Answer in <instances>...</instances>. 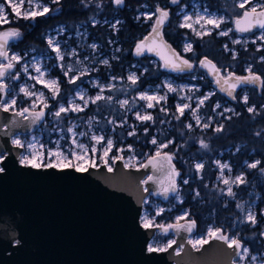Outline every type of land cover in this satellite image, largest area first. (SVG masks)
Listing matches in <instances>:
<instances>
[{"label": "rangeland", "instance_id": "obj_1", "mask_svg": "<svg viewBox=\"0 0 264 264\" xmlns=\"http://www.w3.org/2000/svg\"><path fill=\"white\" fill-rule=\"evenodd\" d=\"M114 1V0H113ZM5 0H0V3H4ZM19 3V0H16ZM37 0H32L33 7H35ZM255 2V0H254ZM39 3H42L48 6L50 9L52 5H56L52 3V0H39ZM239 3V0L238 2ZM210 2L208 3L206 0H183L182 3L178 6L175 12V18L178 22V25L183 23L184 16L192 15L195 18L197 13L205 14V10L209 14V18H222L224 23L220 25L219 28H214L212 25H206L205 29H201L199 24L195 25V28L198 31L207 30L210 32L209 35H197L192 30L185 28L186 30L190 31L191 34L197 38L198 40H203L206 37H210L211 35L216 37L217 39H223L224 43L222 44L223 53L218 56L220 65L222 69L225 70L226 75L228 76L229 73L237 75L235 69L238 68L239 70L248 71L249 68L254 71V65L246 64L244 67L236 66L234 61L240 60L241 57L240 52H243L245 57H248V60H257L258 63H264V53L259 55V51L264 50V41L259 40L257 37L259 33L254 36H236L233 32V25L234 19L238 17L239 9L238 4H224L220 7L221 10L225 11L226 14L219 12L218 9H212L210 7ZM160 5L155 4V6L151 7L149 5H144L142 11L138 15V19L142 21H146L150 24L149 29L155 24V20L157 17L156 8ZM29 7L28 0H24L23 5L21 6V12L23 13ZM8 14V21L9 23H14V21L18 19H22L17 17L15 13L12 12L11 7L6 9ZM238 13V14H237ZM151 15L152 19H148V16ZM25 20V19H23ZM92 26H100L99 29L90 30L89 26L86 24H80L77 26L74 31H71L67 28L66 25L60 24L56 28L48 31V35L46 37V45L47 49L45 51H36L34 49L27 50V51H15L11 50V54H19L23 57L22 64L28 65V73H25L22 68V64H15L14 70L12 72V76H15L17 73L19 74V79H14L7 77L6 83L9 86V96L8 102L12 99L16 100V105L12 108V111H19L23 108H29L34 110H42V105H40L39 101L36 100V97L33 96L32 99H29L24 95V93L20 90L21 87H27L30 91L34 93L43 92L46 97H49L48 104L50 107L48 109H43L47 111V117L42 127L38 130V132L31 134V136H17L16 138L21 139L22 142H29L33 141L35 138V142L37 143V147L39 148L40 145H43L42 151L45 152L47 149H55L56 142L59 141L60 147L62 149H67L71 145V137L72 133H69L67 129L71 127L73 124L76 125L74 131L79 133H86V135H77V139L80 143L89 146V149L92 146H96L100 151H98L95 156L97 163H101L100 157L102 155V149L106 144L108 139H111L114 143V147L110 153L111 156L116 155H123L125 159L130 156H135V160L131 161L134 167H139V164H142L148 155L146 154L143 158L138 157V148L133 145H126L125 141L129 136H136L139 135H146L148 133V129L144 128L145 125H152L156 122V116L153 114V110L157 109L159 114L162 113L163 115H167L171 109L174 110V113L177 114V118L186 117L190 121L191 127L194 126L199 130L208 129L213 127V130L216 131L217 128H221L223 126L222 121L225 119H231L236 116L238 113L235 111V107H233L227 100H221L220 94L214 86L212 88H205L206 83L209 82L206 80L208 75L204 71V75L201 74L199 76L197 74V69H194L192 73H174L173 75L165 76L161 79L159 84L157 85H148L142 90H137V85H132L131 81L127 78L131 74H135L139 79L141 78L140 73L137 72L138 68H141L138 64L133 65L130 69H127L126 75L124 78H119L116 75H113L108 72L107 67L111 64V60L115 56V51L117 47L115 46V42H111L110 40L105 39V30L107 29H117L119 24L121 23L120 20L117 18L113 19H92ZM9 23L0 24V31L11 30L14 28L6 27ZM204 21H201V24H204ZM228 29H232V31L227 36H221L219 33L221 31H227ZM98 31V33H97ZM52 38L56 43L59 44L61 48V52L64 53V60L61 62L57 59L56 53L52 51V49L48 46L47 40ZM104 39L108 42V45L104 44ZM234 40H240L241 43L236 44L233 43ZM17 41V40H16ZM255 41V42H253ZM186 43H190L192 45V51H185L184 46ZM194 43L189 41L182 42V51L186 54L194 53ZM92 45H96L95 48ZM253 45V46H251ZM227 46V48L225 47ZM202 49V48H201ZM74 51L75 54H72ZM230 55V59L233 63H229L226 61L224 55ZM35 58V60L33 59ZM255 58V59H254ZM107 60L108 65H105L103 61ZM159 61L153 60L154 64H158ZM39 64V66L47 72V76L45 79H58L59 86H60V94L55 99H51L52 93L49 89L43 87L42 84L37 83L35 80L30 79V76L38 75L34 70V64ZM194 63V62H193ZM248 63V62H247ZM61 64L64 65V69L66 70L69 65L72 66V72L68 74V76L64 75V70L61 69ZM195 64V63H194ZM225 67V68H224ZM142 71H145V67L141 68ZM81 73H86L81 75ZM102 73L106 74V78L103 76ZM72 76H80L79 79L76 80L75 84L68 83V80ZM115 77L116 79H112ZM180 78V79H179ZM138 79V81H139ZM64 81L65 86L68 89H72L74 87L73 93L67 97L66 101L60 102L62 99L61 97L64 95V92H67L66 87H62ZM166 84H171L173 88H177V92H168V88ZM98 85V86H97ZM34 86V87H33ZM111 86V87H110ZM101 88H103L102 95L104 97H112V101L114 102L115 106H119L120 109L125 112L126 119L123 122L117 121L114 123H109L108 121H101L97 118H89L85 120V122H81L80 118H76L74 116L80 115L84 113L86 109L89 108L91 105H95L101 101H97L96 103H92L91 100L88 98H94L97 94H101ZM77 92H81L85 95V99L88 100L87 106L84 107V111L81 112H71L62 113L61 118L57 120V118L52 115L56 110H58L60 105H64L65 107H71L70 101L78 104L80 106H84L85 101L79 99ZM147 93L149 95H156V96H167L166 101L156 102L153 101L152 103L155 105L153 108H147V102L144 100L139 99V94ZM211 94V95H209ZM248 96V90L245 89L241 92L240 103L248 110L249 107L253 108L252 106H247V103L244 102L243 96ZM207 96L208 99L204 100V103L201 105L199 101L204 99ZM127 99L129 104L127 106L121 107L120 101ZM35 102L38 106L36 108H32V104ZM6 103V104H7ZM188 104L189 107L184 110V113H181L177 109V105H184ZM211 104V105H210ZM216 104H219L220 107L217 108ZM165 109L161 111V109ZM226 109H231L232 111H225ZM195 111V116L193 112ZM139 112L141 115L150 114L153 117L151 121H141L137 120L136 115ZM254 112V111H253ZM73 116L74 118L72 119ZM196 117H199V122L197 121ZM67 119L66 121L63 119ZM64 120V121H63ZM61 121V122H58ZM91 121V123H89ZM162 123V122H161ZM208 123L210 126L208 128L204 127V124ZM65 125V126H64ZM108 126L109 130L106 131V126ZM47 127V128H46ZM145 130H147L145 132ZM49 131V135L47 136V132ZM135 132V135H129V132ZM220 132V131H219ZM95 134L97 136H104L105 143L104 144H96L95 141H92L90 138ZM126 135V138H123V135ZM49 137V142H46V139ZM155 138L157 140V145H153L151 140ZM264 140V139H263ZM143 142L142 137L137 139V142ZM159 137L155 135L150 136V141L147 143L151 146H155V151L157 150L165 151L169 148L158 149ZM255 143L258 145L260 144L258 140H254ZM145 142H143L144 144ZM163 143H167L166 141ZM131 146L132 151H129L128 148ZM242 144L238 145L237 148L234 150L221 151L217 155L218 157H213L211 160L212 170L216 172V179L214 180V188L218 189L219 196H221L223 201L225 202L223 208H229L231 202H234V207L230 212V214H238L233 217V223L230 230H226L225 232H231L232 237H238L239 240L243 241V237L241 235L246 233L248 240L250 243L254 245L257 249H262L260 252H252L251 251V244L245 246L248 249L247 253H243V259L240 258L238 264H264V167H262L260 159L255 157L259 150H251L248 152L249 156L253 155L251 159H249L246 163H240L238 168H236V163L232 160H223L222 157L224 154H229L232 156H237L238 153L241 152ZM241 147V148H240ZM260 147V146H259ZM119 148L125 149L123 153L118 152ZM264 149V148H263ZM23 155H28L29 153L23 152ZM91 155V153H90ZM259 161L260 163L257 165V168H249L247 165L251 163H255ZM111 163V160H110ZM202 163L205 166V161L203 159L195 161L193 164L194 169H196V164ZM227 164L229 165L231 171L228 168L223 170V175H221L220 165ZM205 167L200 170L196 171L199 174V178H201L202 172ZM238 175H243L245 178L244 183H230L229 185H225L223 183L224 179H229L230 182L235 180V177ZM187 180V179H185ZM185 184V183H184ZM231 187L233 192L236 194L235 198L227 195L228 188ZM223 190V191H221ZM182 194L179 193L168 203H163L154 197H149L146 200L148 201L145 203V207L143 210V216L147 214L150 218L154 219L155 223L168 225L167 221L159 220V216L163 215L165 212H170L175 209L177 204L183 202ZM237 204L243 205V210L237 207ZM158 209H163L162 214L156 215ZM251 211L256 217V224L252 225L250 222L247 221V214ZM185 214H187L185 216ZM142 216V217H143ZM185 216V219H192L190 215V211L186 209H181L179 212L174 216L172 219V223L177 222V218ZM179 221V222H180ZM263 221V222H262ZM262 222V232L260 234V240L256 241L255 236L252 233V228L257 227ZM218 228L215 221L211 222L206 230L205 233H199L194 235L192 238H198L206 234L208 228ZM221 228V227H219ZM157 242L161 245L167 242L168 239H174L172 233L167 235H156L155 236ZM153 241V240H152ZM151 241V242H152ZM255 256L257 259L252 260V257Z\"/></svg>", "mask_w": 264, "mask_h": 264}, {"label": "water", "instance_id": "obj_2", "mask_svg": "<svg viewBox=\"0 0 264 264\" xmlns=\"http://www.w3.org/2000/svg\"><path fill=\"white\" fill-rule=\"evenodd\" d=\"M179 4L181 0L178 4L171 3L175 7ZM114 5L123 8L125 0L123 5L117 6L115 2ZM146 53L160 58L155 52ZM204 60L216 66L213 60L207 57L202 58ZM202 69L214 81L216 91L227 94L221 90V85L227 87L223 80L218 85L216 75L208 68ZM6 80L7 77L0 82L7 84ZM245 86L238 87L233 96ZM8 96L9 93L7 96L0 93V103L6 104ZM38 111L41 110L30 109L25 118L13 115L16 111L4 112L0 108V156L7 155L5 164L0 165L6 169L0 173V264H233L234 261L238 264L241 256L236 255L234 248L211 240L196 251L187 243L189 234L185 231L178 235L169 232L176 244L168 251L151 254L146 251L159 230L141 227L144 201L154 197L164 203L175 198L180 191L179 176L175 178L178 191L165 198L154 194L168 183L163 170L154 173L151 167L125 169L121 160L116 161L113 173H108L104 167L77 173L23 166L19 157L24 151L13 146L11 140L38 132L47 117L45 111L44 119L33 124L31 113ZM164 153L173 155L172 165L178 172L174 154L168 150L162 151ZM148 176L159 183L149 181L142 185L141 181ZM192 220L179 223L187 224ZM195 222L191 238L198 234V222ZM225 234L231 236L229 231ZM240 242L245 248V242ZM181 245L183 250L176 255Z\"/></svg>", "mask_w": 264, "mask_h": 264}, {"label": "trees", "instance_id": "obj_3", "mask_svg": "<svg viewBox=\"0 0 264 264\" xmlns=\"http://www.w3.org/2000/svg\"><path fill=\"white\" fill-rule=\"evenodd\" d=\"M206 1L210 2L209 5L212 9H220L222 7L219 3L222 0ZM168 2L169 0H125L123 8H117L113 0H61L60 4L52 5L48 14L37 17L35 21L18 19L14 23L6 25V27L18 28L23 33L19 40L11 42V50L20 52L31 49L45 51L47 49L45 40L48 31L60 24L66 25L71 31H74L80 24H86L90 30L95 32L100 26H92L93 18L110 20L117 18L121 21L118 28L116 30H105V39L111 42L114 41L117 47L115 56L107 67L108 72L119 78H124L127 69H130L133 65L138 64L141 68L145 67V71H142L141 68L137 69V72L141 75L137 82V90H142L148 85L159 84L163 77L170 75V72L165 71L161 63L154 64L153 60L157 58L148 53L141 56L135 55V47L151 32V29H149L150 24L138 19V15L144 5L153 7L159 3L163 6L168 4ZM217 4L220 5L216 6ZM222 5L224 4L222 3ZM175 12L176 10L173 11L172 19L166 29L165 38L178 53L181 51L182 42L191 40L194 43L193 55L195 56H192L190 60L195 63L194 69H197V74L199 76L201 74L204 75L200 62L204 57L219 62L218 56L223 52H220L223 44L222 39L219 40L211 35L203 40H198L190 31L179 27ZM105 39L103 42L108 45ZM239 56L241 57L240 60H233L237 67L244 64V62H249L253 65L257 63L255 58V60H248V57H245L243 52H240ZM227 57L229 58V56H225V58ZM102 74L106 78V74ZM263 74L264 66L261 70V75L264 78ZM206 80L210 83L208 78ZM62 82V87H66L64 81ZM205 88L212 87L206 83ZM248 89L247 106H252L255 111L249 112L240 102L235 104L234 107H237L236 111L238 114L231 119L223 120L222 130L218 133L213 130V127L204 130H199L194 126L188 128L189 119L186 117L177 118V114L174 113L173 109L167 115L159 114L158 110L155 109L152 112L157 118L156 122L144 127L148 129V133L144 136L139 133V135L129 136L126 139V145L130 144L139 149V158H143L146 154L151 155L154 153L155 146H150L147 143L150 141V136L159 137V144L165 141H173L167 150L173 153L175 157L176 168L180 174L179 193L182 194L183 202L177 204L174 210L159 216V220H164V222L167 221L171 224L172 219L179 210L187 208L190 211L191 218L198 222L199 233H205L204 231L213 221L216 222L218 228L221 227L224 231L230 230L233 223L232 219L238 214L234 215L229 212L233 209L234 202H231L230 206H228L229 208H223L225 202L219 196L218 189L214 188L213 183L216 179V172L212 170L213 167L210 162L219 151H223L229 146H236L239 138L249 139L251 148L259 150L260 141L264 139V87L262 91L254 86H249ZM73 90L74 87L72 86V89H68L66 93L64 92L60 102L66 101L67 97L73 93ZM71 117L72 119L74 117L80 118L81 122H85L89 118H97L105 122L108 120L123 122L127 118L125 112L119 106H115L112 100L110 102L101 101L91 105L84 113ZM108 126H106V131L109 130ZM46 135H49V131ZM49 137H46V142H49ZM140 137L145 142L144 144L142 141L137 142ZM123 138H126L125 134ZM255 139L259 141V145L254 142ZM201 141L208 145L207 149L201 147ZM201 159L207 160L205 161V168L201 178H199V174L194 169L193 164ZM185 179L188 181L187 184L183 182ZM252 229L255 240H260L262 222ZM244 234L247 236L246 233H243L241 237H243L245 244H251ZM251 247L252 252H260L262 250L255 248L253 244H251Z\"/></svg>", "mask_w": 264, "mask_h": 264}, {"label": "snow or ice", "instance_id": "obj_4", "mask_svg": "<svg viewBox=\"0 0 264 264\" xmlns=\"http://www.w3.org/2000/svg\"><path fill=\"white\" fill-rule=\"evenodd\" d=\"M61 0H52V3L60 4ZM115 4L117 6L123 5L124 0H114ZM180 0H171L172 4H178ZM24 0H19V3L16 2V0H5L4 3H0V24L3 23H9L8 21V14L6 12V9L8 7H11V10L17 17H20L25 20H32L35 21L37 17L45 16V14H48L51 9L42 4L39 3V0H37L35 7H33L32 0H28L29 7L21 12V6L23 5ZM248 5H251V7H248ZM239 9H242V13L238 18L235 19V31L240 33H252L255 30H259V36L257 37L259 40L264 41V0H239L238 3ZM156 13L159 15L157 16L155 20V24L151 29V34L149 37H146L141 43H139L136 46V55H144L145 52H155L156 55L160 56V58L164 61V67L166 69H169L171 71L175 72H184L186 70L192 69L194 66L192 63L189 62L187 59H183L179 53H176L174 49L171 48L169 44L163 39V27L164 24L167 22L169 17V12L165 9L160 8L157 6ZM148 19H152V16L149 15ZM201 21H204V24H201ZM224 23V20L222 18H209V14L207 13V10H205V14L197 13L195 15V18L192 15H185L183 19V23L179 25L181 28H188L195 32L197 35L203 36V35H209L210 32L207 30L204 31H198L195 28V25L199 24L201 26V29H205L206 25H212L214 28H219L220 25ZM232 31V29H228L227 31H221L219 34L221 36H227ZM23 33L18 29L14 28L11 30H5L0 31V61H7V63H0V81H3L5 77H10L14 79H19V74L17 73L15 76H12V72L14 70L15 64H22L23 57H21L19 54H9V44L11 41L19 40L22 37ZM255 42V41H253ZM48 46L52 49L53 52L56 53V57L59 61L64 60V53L61 52V48L58 43H56L52 38H49L47 40ZM233 43L239 44L241 43L240 40H234ZM93 48L96 47V45H92ZM227 48V46H225ZM185 51H192V45L190 43H186L184 46ZM72 54H75L74 51ZM35 60V58H33ZM264 59V58H262ZM105 65H108V61H103ZM200 66L204 68H208L209 72H212L214 75H216V83L218 85L221 84V81L223 80V84L227 85V87H224L221 85V90L227 92L228 96H233L234 91L240 87L241 85H256L259 83L261 87H264V79H261L259 75H255L252 73V69L249 68L248 76H234V74L229 73L227 77L220 76V69L217 68L214 64H212L211 61L204 60L200 62ZM23 71L25 73H28V65L22 64ZM61 69L64 70V75L68 76L70 72H72V66L69 65L67 69H64V65L61 64ZM34 70L38 74L36 76H30V79L35 80L37 83L42 84L43 87L49 89V91L52 93L51 99H55L60 94V86H59V80L58 79H45L47 76V72L42 69L39 64H34ZM86 73H81V75H84ZM80 76H72L68 83L75 84L76 80L79 79ZM112 79H116L113 77ZM129 81H131L132 85H136L138 82V77L135 74H131L127 78ZM230 81H233L230 83ZM98 86V85H97ZM168 88V92H177V88H173L171 84H166ZM34 87V86H33ZM111 87V86H110ZM26 97L29 99H32L33 96L36 97V100L39 101L40 105H42V110L38 112H32L31 113V122L33 124L42 121L46 115L45 111L43 109H48L50 105L48 104L49 97H46L45 94L41 91L38 93H34L29 90L27 87H21L20 89ZM103 88H101V94H97L94 98L90 97L88 98L91 100L92 103H96L97 101L104 100L106 102H110L112 100V97H104L102 95ZM0 93L4 94L5 96L8 95L9 89L8 85L5 83L0 82ZM77 95L79 96V99L82 101H85L84 106H80L78 104H75L74 102L70 101L71 107H65L64 105H60L58 110H56L52 115H54L57 120L61 118L62 113H68L71 112H81L84 111V107L87 106L88 100L85 99V95L81 92H77ZM211 95V94H209ZM139 99L144 100L147 102V108H153L155 105L152 103L153 101H156L157 103L160 101H166L167 96H156V95H149L147 93H141L139 94ZM208 99L207 96L204 97V99H201L199 103L202 105L204 103V100ZM243 100L245 103L248 101V96L244 95ZM129 104V101L127 99L120 101L121 107L127 106ZM16 105V100L12 99L10 103L4 104L0 103V108L4 112H9L12 108H14ZM38 105L33 102L32 108H36ZM188 104L184 105H177L178 111L181 113V115L184 113V110L188 108ZM216 107L219 108L220 105L216 104ZM165 109H161V111H164ZM225 111H232L231 109H226ZM249 112L255 111L254 108L249 107ZM29 108H23L19 111H16L13 113L15 116H21L25 117L26 113H29ZM193 115L195 116V111L193 112ZM27 118V117H25ZM137 120L141 121H151L153 120V117L150 114L141 115L139 112H137L136 115ZM197 121L199 122V117H196ZM15 123V121H13ZM91 123V121H89ZM109 123H114V121H109ZM210 125L208 123L204 124L205 128H208ZM188 128H191V125L189 124L187 126ZM76 128V125H72L67 129L69 133H72L71 137V145L67 149H62L60 147L59 141L56 142V148L53 149H47L46 155L45 152L42 151L43 145H40V147H37V143L35 142V138H33V141H29L27 143L22 142L19 138H13L11 140V144L15 146L18 149L23 150L24 152L29 153L28 155H20L19 162L25 166L32 169H57L59 171H65V170H74L77 173H87L90 169L99 170L100 167H104L108 173H113L115 171L114 165L117 160L124 161L123 167L125 169H129L134 167V165L131 163V161L135 160V156H130L127 159L123 155H116L111 156L110 153L114 147V143L111 139H108L106 141L105 146L102 149V155L100 157L101 163H97L95 154L100 151L96 146H92L89 149L88 145H85L83 143H80L77 139V135H86V133H79L77 134L74 129ZM221 128H217L216 131H221ZM7 132V129H5ZM147 130H145L146 132ZM129 135H135V132H129ZM92 141H95L96 144H104L105 138L104 136H97L93 134L90 138ZM151 143L153 145H157V140L153 138L151 140ZM170 143H173V141H168L167 143H160L158 144V149L167 148ZM201 147L207 149L208 145L205 144L203 141H201ZM129 151H132L131 146L128 148ZM125 149L119 148L118 152L123 153ZM91 153V155H90ZM172 159L173 155L164 153L162 154L161 151L157 150L153 156H151L147 163L139 164V167H137L136 170H139L140 168L147 169L149 167L152 168L153 172L158 171H164L165 175L168 178V183L166 186H162V190L158 193H154L157 195H163L165 198L169 195V193H175L178 191L176 186V180L175 178L178 177L180 174L176 171L175 166L172 165ZM7 160V155L0 156V165H4L5 161ZM111 160V163H110ZM260 162L257 161L255 163L248 164L247 166L249 168H257V165ZM204 167L202 163L196 164V169L200 170ZM225 168H228L229 171H231L229 165L224 164L220 165L221 169V175H223V170ZM5 167H0V173L5 172ZM149 181H152L153 183H159L157 180L153 179V176H148L146 179L141 181L142 185L147 184ZM185 184L188 183L187 180L183 181ZM245 178L243 175H238L235 177L234 181H231L229 179H224L223 183L225 185H229L230 183H244ZM145 192H148L147 188H144ZM223 191V190H221ZM199 195V193H197ZM227 195L235 198V193L233 192L232 188L229 187L227 190ZM145 203L148 201L145 200ZM238 208H241L243 210V205L237 204ZM163 209H158L156 215L162 214ZM187 214H185L186 216ZM185 216H181L177 218L176 224H169V225H163V224H157L155 223L154 219L150 218L147 214H145L142 217V224L141 227L145 230L148 229H158L159 232L156 233V235H167L170 231L175 232L177 235L181 231H185L189 234V238L187 239V243L191 244L193 249L196 251H200L201 248L208 244L211 240H218L223 243H225L229 248H234L236 250V255L241 256L243 259L244 257L241 255V250L243 253H247L248 249L244 248L243 244L240 242L238 237H232L227 234H225L224 230L222 228H208L205 235L200 236L198 238H191V233L193 229L195 228V221H189L187 224H180L179 221L182 219H185ZM247 221L250 222L252 225L256 224V217L255 215L249 211L247 214ZM176 244L175 239H168L166 243L163 245L159 244L155 238L153 237V241L147 245L146 251L148 253H162L168 251V249L172 248L173 245ZM183 250V245L180 246L179 249L176 251V255H179L180 252ZM257 258L255 256L252 257V260H256ZM235 264V261L233 262Z\"/></svg>", "mask_w": 264, "mask_h": 264}, {"label": "flooded vegetation", "instance_id": "obj_5", "mask_svg": "<svg viewBox=\"0 0 264 264\" xmlns=\"http://www.w3.org/2000/svg\"><path fill=\"white\" fill-rule=\"evenodd\" d=\"M182 1L183 0H181V3H182ZM238 2V0H222V1H220L219 3L222 5V3L223 4H234V5H236V4H238L237 3ZM158 5H160L159 3H157ZM220 4H217L216 6H219ZM180 5V4H179ZM179 5H177V7H175V6H172L171 5V0H169V2H168V4H166V5H163V6H161L162 7V9H165V10H167L168 12H169V18H168V20H167V22L164 24V27H163V39L167 42V44H169V41L165 38V32H166V29H167V27L169 26V22H170V20L172 19V15H173V11L174 10H177V8H178V6ZM248 7H251V5H248ZM217 9V8H216ZM219 10V9H218ZM242 11L243 10H239V13L241 14L242 13ZM219 12H222V13H224V14H226V12L225 11H223V10H219ZM238 14V13H237ZM240 14H238V17L240 16ZM157 16H158V13H157ZM238 17H236V18H238ZM157 18V17H156ZM235 18V19H236ZM235 19H234V21H235ZM232 25H233V32H234V34L236 35V36H240V37H243V36H251V37H254V36H256L258 33H259V30H257V31H255V32H253V33H250V34H245V33H240V32H237V31H235V23H232ZM151 33V32H150ZM148 35H150V34H148ZM147 35V36H148ZM146 36V37H147ZM145 39V38H144ZM222 42L224 43V40L222 39ZM170 46H171V48L173 49V46L171 45V44H169ZM251 46H253V45H251ZM221 49H222V46H221ZM220 49V50H221ZM175 50V49H174ZM223 50H221L220 52H222ZM175 52L176 53H178L176 50H175ZM223 53V52H222ZM262 53H264V50L263 51H259V55H261ZM180 56L183 58V59H187V60H189V62L190 63H192L193 64V66L195 67V64L193 63V61H191L190 60V58H192V53H190V54H186V53H184L183 51H182V49H181V51H180ZM219 55H221V54H219ZM225 56H229L230 57V55L228 54V55H224V57ZM156 61H159V63H161V65H162V68H164L165 69V71H168V73L170 72V75H173L174 73H192L193 71H194V67L192 68V69H190V70H186V71H184V72H175V71H171V70H169V69H166L165 67H164V61H162V59H160L159 57L156 59ZM202 61V60H201ZM226 61H230L229 63H231V59H229L228 57L226 58ZM215 62V61H214ZM220 63V61L219 62H215V64H216V66H217V68H219L220 69V73H221V75L223 76V77H227V75H226V72H225V70L224 69H222V67H221V65L219 64ZM246 64H250L249 62L247 63V62H244V64H242L240 67H244V65H246ZM253 65V64H252ZM263 66H264V63H262V62H259L258 63V61H257V63L254 65V71L252 72L253 74H255V75H259L260 77H261V79H264L263 77H262V75H261V70H262V68H263ZM225 68V67H224ZM204 70V69H203ZM205 72H206V70H204ZM235 72H237L236 74L237 75H235L234 74V76H248L249 75V72L248 71H243V70H239L238 68H236L235 69ZM206 74H207V72H206ZM208 75V74H207ZM263 76H264V74H263ZM209 79V78H208ZM210 80V79H209ZM210 85H211V87H213L214 86V81L213 80H210V83H209ZM249 86H254L255 88H257L258 90H260V91H262L263 90V87H261L260 85H259V83H257L256 85H252V84H250V85H247V86H245L246 87V89L248 90V92H249V89H248V87ZM215 88V87H214ZM245 88H242V89H238L236 92H235V94H234V97L235 98H233L232 96H228L227 94H221V93H219L220 94V99L222 100H227L233 107H234V105L235 104H237V103H239L240 102V98H241V92H242V90H244ZM236 109H237V107L235 106V111H236ZM245 135V134H244ZM249 139H245V138H239L238 139V141H237V145L236 146H229V147H227L226 149H224L223 151H227V149H229V150H234L235 148H237V146L238 145H240V144H242L243 146H242V148L240 149L241 150V152L240 153H238L237 154V156H232V155H229L228 153L227 154H224L223 155V157H222V159L223 160H225V161H227V160H232L233 162H235L236 164V168H238V166H239V164L240 163H246L249 159H251L252 157H253V155H250L249 156V154H248V152L249 151H251L252 150V148H251V145H250V143H249V141H248ZM260 148H259V151H258V153H257V155H254L255 157H258V159H260V161H261V164H262V167H264V140L263 139H261V141H260ZM219 152H221V151H219ZM216 157H218V155H216ZM207 159H204V161H206Z\"/></svg>", "mask_w": 264, "mask_h": 264}, {"label": "bare ground", "instance_id": "obj_6", "mask_svg": "<svg viewBox=\"0 0 264 264\" xmlns=\"http://www.w3.org/2000/svg\"><path fill=\"white\" fill-rule=\"evenodd\" d=\"M263 222V221H262Z\"/></svg>", "mask_w": 264, "mask_h": 264}]
</instances>
